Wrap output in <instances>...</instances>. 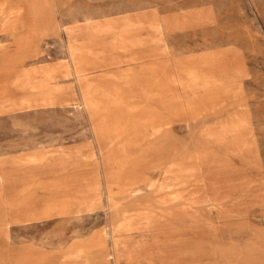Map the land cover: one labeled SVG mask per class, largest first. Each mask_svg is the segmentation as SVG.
<instances>
[{
    "label": "rangeland",
    "instance_id": "rangeland-1",
    "mask_svg": "<svg viewBox=\"0 0 264 264\" xmlns=\"http://www.w3.org/2000/svg\"><path fill=\"white\" fill-rule=\"evenodd\" d=\"M0 264H264V0H0Z\"/></svg>",
    "mask_w": 264,
    "mask_h": 264
},
{
    "label": "crops",
    "instance_id": "crops-1",
    "mask_svg": "<svg viewBox=\"0 0 264 264\" xmlns=\"http://www.w3.org/2000/svg\"><path fill=\"white\" fill-rule=\"evenodd\" d=\"M70 59H71L70 60L71 65H69L68 68H69V70L71 72H74V66H76V62H74L72 60V56H70ZM63 66L66 68L67 65L66 64L64 65V63H63ZM72 69H73V71H72ZM85 72H92L93 73V72H98V70L86 69ZM65 91L69 95V97H68L69 101H75L76 100V97H75L76 90H75V87H74V85L72 83L68 84V86L65 87ZM80 93H81V98H82V91H80ZM58 100L59 99H55L54 100L55 101L54 103H56V101H58ZM81 101H82V99H81ZM54 103H52V105ZM46 105H51V104H46ZM80 247L85 248V249H88V245L87 244L80 245Z\"/></svg>",
    "mask_w": 264,
    "mask_h": 264
}]
</instances>
